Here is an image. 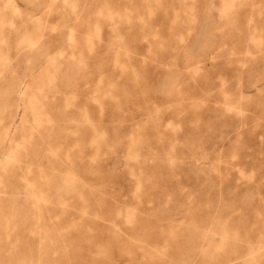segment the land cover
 Instances as JSON below:
<instances>
[{"label":"rangeland","instance_id":"1","mask_svg":"<svg viewBox=\"0 0 264 264\" xmlns=\"http://www.w3.org/2000/svg\"><path fill=\"white\" fill-rule=\"evenodd\" d=\"M0 264H264V0H0Z\"/></svg>","mask_w":264,"mask_h":264}]
</instances>
